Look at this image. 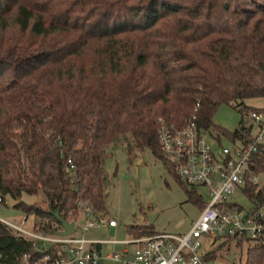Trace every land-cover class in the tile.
<instances>
[{"label":"trees","instance_id":"1","mask_svg":"<svg viewBox=\"0 0 264 264\" xmlns=\"http://www.w3.org/2000/svg\"><path fill=\"white\" fill-rule=\"evenodd\" d=\"M234 3L0 0V202L13 199L39 219L36 231L58 234L51 211L74 220L77 187L95 212H106L110 145L124 140L130 154L148 149L162 160L158 117L180 125L195 113L218 140L232 137L236 130L213 123L216 108L245 112V99L264 97V0ZM244 191L254 210L264 206V185ZM38 192L47 208L20 199ZM192 192L188 200L202 208ZM54 248L37 249L0 222V264ZM244 264H264V232Z\"/></svg>","mask_w":264,"mask_h":264},{"label":"built area","instance_id":"2","mask_svg":"<svg viewBox=\"0 0 264 264\" xmlns=\"http://www.w3.org/2000/svg\"><path fill=\"white\" fill-rule=\"evenodd\" d=\"M246 112L252 123H241L229 137L231 146L221 144L216 136L212 143L208 132L198 126L195 113L180 125L157 118L162 161L182 184L207 189L208 200L187 232H153L129 239H112L107 243L121 244L122 249L103 254L102 241L87 237V233L94 226L116 227L118 222L115 218L98 217L85 188L77 187L74 231L68 235L36 231L31 225L32 216L26 213H20L17 222L0 218L14 232L30 239L35 248L44 250L55 246L53 253L48 251L35 259L25 256L21 264H103V260L114 264H223L207 258L210 250L205 249L204 239H258L264 232L262 207L254 210L250 201L246 207L233 198L239 190L247 199L244 191L247 184L258 188L264 185V108L243 113ZM74 170L75 165L68 158L67 175L73 176Z\"/></svg>","mask_w":264,"mask_h":264},{"label":"rangeland","instance_id":"3","mask_svg":"<svg viewBox=\"0 0 264 264\" xmlns=\"http://www.w3.org/2000/svg\"><path fill=\"white\" fill-rule=\"evenodd\" d=\"M251 0H235L234 7H248ZM250 108H264V97H254L244 100ZM215 125L234 132L241 123L249 125L252 119L248 113H243L230 104H220L213 113ZM212 143L218 133L210 129L207 133ZM223 145L231 146L232 142L226 135H220ZM104 168L107 174L106 212L96 215L100 218H115L117 227L94 226L87 237L102 241V253L108 250H120L121 244H108L112 239H129L147 231L185 233L198 216L201 206L199 202L188 200L187 190L193 191L196 198L206 202L208 193L205 187H192L182 184L166 164L155 157L148 149L134 151L130 154L125 141L121 140L115 146L110 145L105 152ZM246 207L250 202L243 197L241 191L233 194ZM21 200L40 208H47L45 197L41 192L22 194ZM15 201L6 197L0 202V218L9 222H17L20 213H25L14 207ZM264 211V206L262 207ZM27 214V213H26ZM33 223L39 221L33 214ZM102 228H100V227ZM256 239L250 237L215 240L204 239L205 249L212 250L215 260L223 264H244L247 248L253 246ZM41 244V242L39 243ZM42 248V246L40 245ZM103 264H114L103 260Z\"/></svg>","mask_w":264,"mask_h":264},{"label":"water","instance_id":"4","mask_svg":"<svg viewBox=\"0 0 264 264\" xmlns=\"http://www.w3.org/2000/svg\"><path fill=\"white\" fill-rule=\"evenodd\" d=\"M56 220L60 223L61 229L58 231V235H68L74 231L73 222H69L58 211H51Z\"/></svg>","mask_w":264,"mask_h":264},{"label":"crops","instance_id":"5","mask_svg":"<svg viewBox=\"0 0 264 264\" xmlns=\"http://www.w3.org/2000/svg\"><path fill=\"white\" fill-rule=\"evenodd\" d=\"M112 218V217H111ZM118 225V224H117ZM100 227V226H99ZM117 227V226H116ZM100 228H102V227H100ZM111 228H115V227H110V228H108V229H111ZM148 233H144V234H141V235H136V236H142V235H147ZM149 234H151V233H149ZM93 239V238H92ZM101 249H102V247H101Z\"/></svg>","mask_w":264,"mask_h":264}]
</instances>
